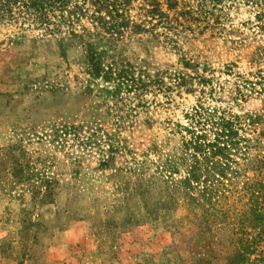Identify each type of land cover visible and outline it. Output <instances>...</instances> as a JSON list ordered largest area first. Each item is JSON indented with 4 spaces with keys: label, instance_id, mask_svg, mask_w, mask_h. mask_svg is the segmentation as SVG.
I'll use <instances>...</instances> for the list:
<instances>
[{
    "label": "rangeland",
    "instance_id": "374dc122",
    "mask_svg": "<svg viewBox=\"0 0 264 264\" xmlns=\"http://www.w3.org/2000/svg\"><path fill=\"white\" fill-rule=\"evenodd\" d=\"M164 19L167 30L146 24L117 42L132 69L183 76L167 98L146 95L144 106L111 95L113 82L84 69L75 41L0 21V264L190 263L172 229L153 219L152 190L145 202L124 191L177 149L174 124L197 101L242 108L230 100L232 74L264 69V3L182 0ZM17 165L26 182L17 183ZM35 175L55 180L51 204H35L26 190Z\"/></svg>",
    "mask_w": 264,
    "mask_h": 264
},
{
    "label": "trees",
    "instance_id": "16d2710c",
    "mask_svg": "<svg viewBox=\"0 0 264 264\" xmlns=\"http://www.w3.org/2000/svg\"><path fill=\"white\" fill-rule=\"evenodd\" d=\"M180 1L0 0V21L37 35H55L59 41H75L84 69L113 82L111 95L123 92L139 99L136 106H144L146 95L160 93L167 98L174 87L184 84L183 76L132 69L117 52V42L130 28L145 30L147 24L166 29L165 11ZM198 1L204 8H214L221 0ZM260 1L264 3L241 0L254 6ZM187 8L184 13L193 18L194 10ZM257 27L264 40V22ZM259 55L263 62L264 46ZM224 72L232 74V67ZM232 78L230 100L242 108L232 112L197 101L183 113L185 123L174 124L180 141L177 149L155 159L150 179L140 176L124 191L126 199L136 196L145 202L152 190L153 219L172 229L171 235L183 243L192 260L189 264H264V69L234 73ZM23 170L17 169L18 184L26 182ZM55 183L35 175L26 190L30 188L35 204H51ZM127 218L122 221L130 222ZM141 220L132 219L133 224ZM36 233L30 235L31 243L37 241Z\"/></svg>",
    "mask_w": 264,
    "mask_h": 264
}]
</instances>
